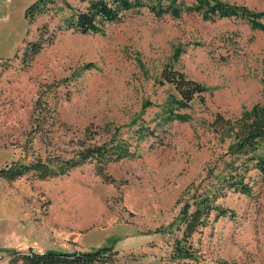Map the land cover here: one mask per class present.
I'll return each instance as SVG.
<instances>
[{"label": "rangeland", "instance_id": "374dc122", "mask_svg": "<svg viewBox=\"0 0 264 264\" xmlns=\"http://www.w3.org/2000/svg\"><path fill=\"white\" fill-rule=\"evenodd\" d=\"M35 1L0 0V168L70 159L114 134L131 156L87 160L45 179L32 172L11 182L0 177V222L17 218L13 228H37L32 248L0 264H21L17 253L28 250L100 247H115L126 264H264V183L256 177L249 197L216 200L234 217L193 236L200 262L168 261L169 227L178 223L187 189L208 199L215 192L208 170L232 141L220 143L215 121L235 122L264 103V32L239 19L209 23L196 14L175 19L141 11L104 34L81 35L57 29L71 13L61 0L28 24L24 12ZM223 1L262 13L264 23V0ZM39 40L47 44L27 57L24 49ZM167 68L207 89L181 112L190 115L185 123L162 121L175 95L160 80Z\"/></svg>", "mask_w": 264, "mask_h": 264}, {"label": "trees", "instance_id": "16d2710c", "mask_svg": "<svg viewBox=\"0 0 264 264\" xmlns=\"http://www.w3.org/2000/svg\"><path fill=\"white\" fill-rule=\"evenodd\" d=\"M71 11L70 15L59 22L60 32L104 34L109 24L120 22L130 12L147 11L155 17L169 16L179 19L183 15L196 14L203 22L214 23L219 20L239 19L245 21L253 30L264 32L262 13L251 11L245 7L229 4L223 0H78V6L72 7L67 0H61ZM52 0H36L24 12L28 24L33 23L39 16L49 14ZM45 33V29H43ZM50 43V41H48ZM47 42L41 40L29 43L24 54L33 58ZM160 80L174 88L175 95L170 96L163 108L162 121L165 123L189 121L190 115L181 113L190 108L193 100L207 93V89L188 80L182 73L164 69ZM264 85V66L263 79ZM147 103V106H150ZM214 127L219 133L220 143L227 139L224 154L220 157L219 166L208 170V178L214 186V194L193 193L190 187L185 193L183 206L179 212L178 223L169 227L168 234L172 239V249L169 254L170 262L191 261L200 262L202 257L199 249L195 248L193 236L201 235L206 228L214 225L221 218L234 217V212L217 204L218 199L228 193L250 196L255 185V178L264 183V103L255 105L251 110L242 114L235 122L218 119ZM140 136V138L144 137ZM127 143L115 134L102 145L83 146L70 159L54 158L44 162L24 164L12 162L0 168V177L6 181H14L30 172L39 179L51 176L65 175L87 160L108 164L130 157ZM214 170L216 173L214 174ZM254 175H251V174ZM199 185L198 187H200ZM180 235V236H179ZM17 261L21 264H126L125 258L115 247H100L91 251L57 252L46 251L37 253H17Z\"/></svg>", "mask_w": 264, "mask_h": 264}, {"label": "crops", "instance_id": "0c3cea01", "mask_svg": "<svg viewBox=\"0 0 264 264\" xmlns=\"http://www.w3.org/2000/svg\"><path fill=\"white\" fill-rule=\"evenodd\" d=\"M25 32L21 31L18 34L16 46L13 48L15 51L19 46V43L24 36ZM14 52V51H13ZM8 219V218H7ZM11 219V217H10ZM11 219L5 221L3 224L0 222V258L1 260L9 254H12L15 251L22 250V249H29L32 248V245L35 243L34 238L31 235L33 233V228L28 224L26 227L20 228H13L16 225V220ZM37 232V231H36ZM35 237V234H34ZM0 260V261H1Z\"/></svg>", "mask_w": 264, "mask_h": 264}]
</instances>
